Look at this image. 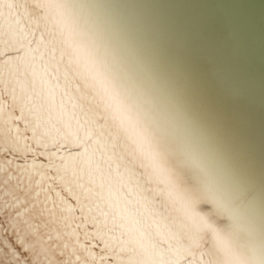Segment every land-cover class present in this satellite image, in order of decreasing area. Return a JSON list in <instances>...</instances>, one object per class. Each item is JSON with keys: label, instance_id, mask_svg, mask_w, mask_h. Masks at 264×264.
<instances>
[{"label": "bare ground", "instance_id": "obj_1", "mask_svg": "<svg viewBox=\"0 0 264 264\" xmlns=\"http://www.w3.org/2000/svg\"><path fill=\"white\" fill-rule=\"evenodd\" d=\"M5 3H15L17 8L9 16L5 7L0 19L5 41L0 50L8 53L0 56V264H143L161 258L183 264L188 252L199 259L200 252L207 250L198 247L201 238L208 247L213 245V234L202 231L199 221L179 205L173 206L163 192H140L130 186L124 163L117 172L116 162L107 159L110 150L101 159L106 139L93 143L86 157L75 160L53 147V142H63L60 136L73 111L83 118L86 109L82 111L79 98L92 92L85 82L91 85V77L97 74L130 98L163 146L167 167L180 175L183 187L196 193L197 212L208 216L229 238L232 255L218 253L215 259L261 264L264 254L248 241L173 138L122 79L70 0ZM41 4L60 7L37 8ZM33 13L41 17L45 55L40 59L37 54L36 60L10 59L15 54L9 42L27 46L19 32L24 25L16 21ZM66 37L78 50V63L71 66ZM95 83L100 89L99 79ZM119 144L126 153L134 148L124 133ZM150 187L163 189L164 185L153 182ZM171 233L179 240L166 239Z\"/></svg>", "mask_w": 264, "mask_h": 264}, {"label": "water", "instance_id": "obj_2", "mask_svg": "<svg viewBox=\"0 0 264 264\" xmlns=\"http://www.w3.org/2000/svg\"><path fill=\"white\" fill-rule=\"evenodd\" d=\"M70 2L264 254V0Z\"/></svg>", "mask_w": 264, "mask_h": 264}, {"label": "snow or ice", "instance_id": "obj_3", "mask_svg": "<svg viewBox=\"0 0 264 264\" xmlns=\"http://www.w3.org/2000/svg\"><path fill=\"white\" fill-rule=\"evenodd\" d=\"M5 7L9 9V16H12V10L17 8V5L0 0V19L3 18V9ZM45 7H60V5H37V8ZM40 19V15L33 13L23 17L22 21L19 19L16 21L17 25L21 24V22L24 25L19 28V32L22 39L27 42V46L20 43L19 47H17L12 42H9L10 52L15 54L14 57L10 56V59L23 60L26 57H31L36 60L37 54H39L40 59H43L45 53L41 49L46 41L44 33L40 32ZM37 33L40 34L37 35ZM49 34L52 35L51 33ZM4 43V33L2 27H0V45ZM33 43L36 44L35 48L31 47ZM64 43L69 49L68 64L71 66L73 63H78V50L74 41L71 37H66ZM6 54L8 53L0 50V56ZM91 79L93 83L89 85L86 79L85 87H91L92 92L86 91L79 98L83 101L82 111L86 109L83 118L73 111L64 125L66 131L60 136V140L63 142H53V147L56 148L57 152L66 151L68 159L75 160L86 157L93 143H99L102 139H106L104 148L101 150V159H104L105 153L110 150L111 155L107 159L116 162L117 172H119L121 164L124 163L125 173H127V180L130 186H134L140 192H163L173 206L179 205L181 209L195 217L199 221L202 231L213 234V245L208 247V241L201 238L198 247L207 248V250L200 252L199 259H196L195 252H188L183 264H235L231 259H226L223 262L215 259L218 253H223L225 256L232 255L229 238L212 223L208 216L200 215L197 212L199 200L196 193L183 187L180 175L167 167L166 153L163 146L158 142L147 125L146 119L131 102L130 98L115 83H110L106 77L100 74L92 76ZM98 79L101 83L100 89L96 88L95 82ZM92 105L97 106L92 107ZM75 107L76 105H74ZM121 133H124L134 144L131 153L120 150L119 140ZM73 148L79 151L73 154ZM126 156L128 157L127 160ZM137 161H139L138 164ZM61 167H65V165H61ZM137 167L142 169V171H136ZM153 182L158 185L163 184L164 188H151L150 185ZM166 239L179 240V236L171 233ZM159 243L163 244L164 240ZM152 248L155 249L156 245L153 244ZM160 256H163V252L160 253ZM143 264H181V262L179 260L171 261L161 258L159 260L145 261ZM261 264H264V261Z\"/></svg>", "mask_w": 264, "mask_h": 264}]
</instances>
